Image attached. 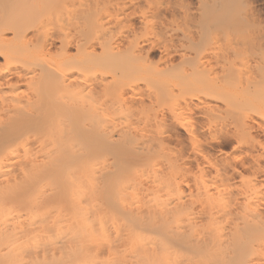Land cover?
Instances as JSON below:
<instances>
[{"label":"bare ground","instance_id":"6f19581e","mask_svg":"<svg viewBox=\"0 0 264 264\" xmlns=\"http://www.w3.org/2000/svg\"><path fill=\"white\" fill-rule=\"evenodd\" d=\"M196 1L0 0V264L194 263L196 200L245 247L226 263L264 259L240 170L262 165L211 153L262 145L264 26L243 0Z\"/></svg>","mask_w":264,"mask_h":264},{"label":"rangeland","instance_id":"374dc122","mask_svg":"<svg viewBox=\"0 0 264 264\" xmlns=\"http://www.w3.org/2000/svg\"><path fill=\"white\" fill-rule=\"evenodd\" d=\"M192 1H193V3H196V2H197L196 0H192ZM247 2H248V3H247ZM243 3H244L243 6L245 5L246 8H248V7H250V8L253 7V8H251V10H252V9L255 10V12H256L255 16H257V18L259 17L258 19H260L261 24H263V26H264V0H246V2L243 0ZM240 6L243 7L242 4H241ZM258 14H259V15H258ZM151 56H152L155 60H157V59L159 58V53H158V52H155V53L152 54ZM2 60H3V59H2V57H1V55H0V62H3ZM145 75L147 76L148 73H146ZM148 76H151V74L149 73ZM236 93H237V92H236ZM123 122H124V121H123ZM125 122H126V120H125ZM125 122H124V123H125ZM254 133H255V134H258L259 132H255V131H254ZM260 135H261V134H260ZM261 137H262V145L259 146V147H256V148H255L256 150H255V149H250V148H249L250 145H249L248 147H247V145H246V146H240V147H241V148H240V147L238 146L239 143H238L237 140H235L234 138H231L230 140H228L225 144H223V145H221V146H220V145H219V146L216 145L215 147H213V148L211 149V153L213 154L212 156H213L216 160H218V163H219L221 166H222V164L224 165V164L226 163L225 161L230 160V159L234 158V157L237 156V155H240V156H241L242 154H243L242 156L245 155L244 157H246L247 155H249V156L246 157V158L249 159V160H252V159H258V161H259V162L261 163V165H262V172L259 173V174H257V176H251V174L248 172L249 170L246 171V169H243V170L240 169V170L242 171V174H243L244 176H246L247 181H249V182H246V181H245V182L247 183L245 186L247 187L248 190H247L246 188H245V189H246L249 193L252 192V194H255V195H256V194H258V195L260 194V195H261L262 193L264 194V168H263V167H264V145H263V144H264V136L261 135ZM237 143H238V144H237ZM242 147H243V148H242ZM262 147H263V148H262ZM237 148H239V150H238ZM236 149H237V150H236ZM240 149H241V151H240ZM244 152H245V153L247 152V153L245 154ZM248 153H249V154H248ZM234 155H235V156H234ZM251 155H252V157H251ZM233 156H234V157H233ZM242 156H241V157H242ZM224 157H225L226 159H227V158H229V159L225 160ZM231 157H232V158H231ZM257 157H258V158H257ZM259 158H260V159H259ZM261 158H262V159H261ZM222 159H224V161H221ZM219 161H220V162H219ZM223 162H225V163H223ZM227 162H228V161H227ZM226 164H227V163H226ZM218 166H219V165H218ZM144 172H145V171H143L142 173L144 174ZM149 172L151 173V171H149ZM149 172H148V173H149ZM244 172H245V173H244ZM139 173H140V172H139ZM143 174L140 173V175H143ZM145 175H146V174H145ZM182 175H183V174H182ZM184 175H185V177L187 176L186 178H189L188 173H187V174L185 173ZM239 175H241V174H238L237 177H236V178H237L236 181H237L238 183L240 182V178H241ZM247 175H248V176H247ZM258 175H259V176H258ZM238 176H239V177H238ZM241 176H242V175H241ZM182 177H184V176H182ZM249 177H250V179H249ZM186 178H185V180H186ZM238 179H239V181H238ZM153 188H154V189H153ZM153 188H152V189H153L154 191L156 190L155 192H160V193H157V194H158V198H160V197H159V194H161L160 189H162V188L159 187V188H160V189H159L158 186L153 187ZM152 189H151V187H149L148 189L145 188V189L142 190V193H141V194L144 196V197L142 196V199L144 198V200H143V202H142V206H143V207H144L143 203H145V205H147V206H150V205L152 204V203H151L150 205L148 204V201H149V199L151 198V197H150V198L148 197V194H149V196L154 195V194H150V193H149V190L152 191L151 193H154ZM167 189H168V188H166L165 191H166ZM147 190H148V192H147ZM168 190H169V189H168ZM168 190H167V191H168ZM165 191H164V192L162 191V194H163V193H166V194L169 193V191H168V192H167V191L165 192ZM140 192H141V191H140ZM140 192H139L138 194H140ZM143 192H144V193H143ZM146 194H147V195H146ZM162 194H161L162 197H161L160 199L157 198L158 200H162L163 196H164L163 200L166 199L167 196H169L168 198H170V195H169V194H168V195L165 194L166 196H165V195H162ZM155 195H156V194H155ZM155 195H154V196H155ZM137 196L139 197L140 195H137ZM146 196L148 197V199H147L148 201H145ZM138 197H137V199L141 198V197H139V198H138ZM152 198H154V197H152ZM155 198H156V197H155ZM168 198H167V199H168ZM137 199H136V200H137ZM167 199H166L164 202H166V201L169 202V200H167ZM140 200H141V199H140ZM140 200H138V201H140ZM153 200H154V199H153ZM153 200H152V201H153ZM141 201H142V200H141ZM150 201H151V200H150ZM198 201H200V200H198ZM198 201L196 200L197 203H198ZM153 202H154V201H153ZM167 202H166V203H167ZM196 202H195V203H196ZM201 202H202V203L199 202L200 205H198L199 203H198V204H197V203L195 204V203L192 202V203L195 204L196 206H195V205H191L190 208H194V210L189 208L188 211H191V210H193V211H199L200 209H203L204 212H205V211L207 212V211H208L207 209L209 208V204H208V202H206V204L208 205V207H207L206 209H204V208L206 207V206H205L206 204H205V205L203 204V203H205V201H201ZM137 203L140 204V202H137ZM149 203H150V202H149ZM155 203H156V202H155ZM155 203H153V204H155ZM192 203H191V204H192ZM263 203H264V202H263ZM263 203H262V206H261V207H263V208H260V207H259V209H264V204H263ZM201 204H203L202 207H204V208L201 207ZM157 205H158V204H157ZM160 205H162V202H161ZM152 206H153V205H152ZM152 206H151V207H152ZM154 206L157 207L156 204H155ZM193 206H194V207H193ZM197 206H200V207H197ZM155 207H154V208H155ZM160 207H161V206H160ZM196 207L198 208V210L195 209ZM253 207H254V206H253ZM253 207H252V211H253L254 213L256 212V214H255V216H256L257 213H259L260 210H257V208H255V207H254L255 209H253ZM158 208H159V207H158ZM250 208H251V206L249 207V209H250ZM249 209H248L247 211H249ZM256 210H257V211H256ZM188 211H186V212H188ZM193 211H192V214L195 213L196 215H193L194 217L192 216V218H194V219H196V220L199 219L200 221H199V220H198V221L195 220V221H196V222H195L192 218L189 217V219H190V221H191V222H190V225L192 226L194 223H196L197 225H199L198 227H199L200 229H199L198 227H196V226H195V227L193 226V228H194V229H197V228H198L200 231L202 230L204 233H203L202 231H201V232H202L205 236H204L202 233H199L200 231H199L198 229H197V230H198L199 232H196V233H198V235H200V236H201V234H202V236H201L202 239H201V240H205V239H206L205 241H209V240H211L209 243L212 244V245H210L208 242H206L205 244L207 245V247H208V245H209V247H208L209 249H208V248H205V244H203L205 241H204V242L201 241V242H202V245H204V247H203L204 249H201L202 247H199L200 249L198 248L199 250L197 249V251H198V254H199V251L201 250L203 253L200 251L201 254H199V255H202V256H204V257H202V256H197V255H198L197 252L192 253V252H193L192 250H188L189 252L191 251L190 253H192V258H189L190 255L188 254V255H189V256H188L189 259H191V260L194 259V258H193V254L196 255V256L194 255L195 258H196V257H197V258H198V257H199V258H202V259H200L199 261H198L197 258H196V259L194 260V261H195L194 263H192L191 261H190V263H189V262H185L188 258H184V257H185V256H184V253H185V252L188 253V251H187V249L185 248V249H184L185 252H184V250L182 251V249H183L184 247H183V246H182L183 248L180 247L181 250H180V249H179V250L182 251V255H183V256H181V257L184 258V259H186V260L184 261L185 264H188V263H189V264H196V262H200L201 264H208V263H209V264H220V263L222 262L221 264H225V263H226L225 260L227 261L230 257H233L235 253H236V254H235L236 256H238V254L241 255V253H243L242 251H244L245 247H244V245L242 246L241 243H237V242L235 243V241H236V239L234 238L235 236H234V237H233V236H230V235H231V232L233 233L234 231H232L231 225L229 224L230 222H227L228 220L226 221V218H225V217H224V218H222V217H221V218H220V217H218V218H217V217H216V218L213 217V219H212V217H211L212 215H210L209 213H208V214H209L210 216H206V214H205L203 211H202V212H201V211H199V212H194V213H193ZM250 211H251V210H250ZM252 211H251V213H253ZM208 212H209V211H208ZM261 212H263V210H262ZM198 213H199V215H197ZM200 213H201L202 215H201ZM247 213H248V212H247ZM249 213H250V212H249ZM251 213L248 215L249 218L251 217L250 215H253V214H251ZM110 214H111V213H109V215H110ZM182 214L185 215V211H184V213L179 214L180 216L184 217ZM188 214L191 215V212H188ZM188 214H187V216H188ZM204 214H205V215H204ZM208 214H207V215H208ZM105 215H107V214H105ZM109 215H107V216H109ZM112 215H113V214H112ZM112 215H110V216H112ZM107 216H106V217H107ZM110 216H109V217H110ZM114 216H116V214H115ZM196 216H198L199 218H197ZM200 216H201V217H200ZM253 216H254V215H253ZM182 217H181V218H182ZM185 217H186V215H185ZM185 217H184V218H185ZM184 218H183V219H184ZM201 218H202V219H201ZM185 219H187V218H185ZM209 219H210L211 221H210ZM215 219H218V220H215ZM214 220H215V223H217L216 226H215ZM223 220H224V222H223ZM183 221H184V220H183ZM192 221L194 222L193 224H191ZM187 222H189V220L186 221V223H187ZM197 222H198L199 224H198ZM200 222H201V223H200ZM226 223H227V225L223 226V225L226 224ZM182 224H183V223H182ZM196 224H195V225H196ZM200 224H201V225H200ZM211 224H214V225H211ZM228 224H229V225H228ZM217 225H218V226H217ZM220 225H221V226H220ZM184 226H185V223H184ZM187 226H189V225L186 224V227H187ZM209 226H210V227L213 226V228H214V226H215L214 230L216 229V231H214V232H215V233L217 232L216 235L214 234V232H211L213 229L210 231ZM222 226H223V228L227 227V228H226V232L223 231V230H225V229H223ZM189 227H190V226H189ZM228 227H230L231 232H230V229H229ZM190 228H192V227H190ZM211 228H212V227H211ZM218 228H219V229H218ZM185 229H186V228H185ZM194 229H192V231H193ZM205 229H206V230L209 229V231H206ZM221 229H223V230H221ZM188 230H189V229H188ZM188 230H187V231H188ZM197 230H195V231H197ZM204 230H205V231H204ZM218 230H219V231H218ZM189 231H190V230H189ZM262 231H264V230H262ZM193 232H194V231H193ZM205 232H206V233H205ZM208 232H209V233H210V232L213 233V235H212L213 238H212L211 236H209V235H211V233L208 235ZM191 233H192V232H191ZM219 233L221 234V236L218 235V236H219V237H218L217 234H219ZM259 233H260L261 235L259 234L258 236H259L261 239H260V238L258 239V237H255V236H254L255 239L257 238V242H258V243H255L254 246L257 248V247H258L257 245H259L260 242H261V244L259 245V247L262 245V247L264 248V234H263L264 232H263V233H262V232H259ZM206 234H207L208 236H207ZM234 234H235V233H234ZM234 234H233V235H234ZM194 235H196V234H194ZM214 235L216 236V240H215V236H214ZM255 235H256V234H255ZM196 236H197V235H196ZM261 236H262V237H261ZM197 237H199V236H197ZM203 237H205V238L203 239ZM206 237H208V238H206ZM199 238H200V237H199ZM211 238H212V239H211ZM220 238L223 239V240H222L223 242L221 241ZM232 238H233V239H232ZM236 238H237V237H236ZM213 239H214V240H213ZM217 239H220V240H217ZM237 239H238V238H237ZM231 240L234 241L233 243H235V244H233ZM216 241H218V242H216ZM225 241H226V242H225ZM237 241H238V240H237ZM212 242H213L214 244H213ZM221 242L223 243L224 246H225V245H226V246L224 247V246L222 245V246L219 247V245H220ZM227 242H228V245H227ZM255 242H256V241H255ZM207 243H208V244H207ZM216 243H217V244H216ZM222 243H221V244H222ZM225 243H226V244H225ZM215 244H216V247H214ZM236 244H238V245H236ZM240 244H241V246H240ZM230 245H231V247H230ZM234 245H235L236 247H235ZM211 246H213V247L211 248L212 251L210 250V247H211ZM217 246H218V247H217ZM237 246H238V248H237ZM223 247H224L225 249H224ZM229 247L231 248L232 251L235 249V250H234L235 252H234V251L232 252L231 250H226V249H230ZM242 247H243V249H242ZM262 247H260V248H261V250L264 251V249H263ZM177 248H178V247H177ZM213 248H215L214 251H213ZM221 248H222V250H220ZM206 249H207L208 251H206ZM218 249H219V251H218ZM237 249H238V250H237ZM246 249H248V248H246ZM258 249H259V248H258ZM209 250H210V251H209ZM215 250H216V251H215ZM194 251H195V250H194ZM220 251H222V252H220ZM225 251H226L227 253H226ZM236 251H237V252H236ZM238 251H239V252H238ZM205 252H206V254H205ZM219 252H220V254H219ZM136 253H139V252L136 251ZM136 253H135V254H136ZM178 253H179V251L177 250V254H178ZM180 253H181V252H180ZM180 253H179V254H180ZM210 253H211V254H210ZM213 253L215 254V256L212 255ZM179 254H178V255H179ZM203 254H205V255H203ZM224 254H228V255L225 256ZM231 254H232V255H231ZM133 255H134V254H133ZM137 255H138V254H137ZM185 255H186V254H185ZM217 255H218V256H217ZM230 255H231V256H230ZM248 255L251 256L252 253L250 252ZM212 256H213V257H212ZM186 257H187V255H186ZM190 257H191V256H190ZM226 257H229V258H226ZM251 257H252V258H251ZM251 257H248V258H247V257H244V258L240 259L241 262L238 260V263H239V264H253V262L258 261V263H259V262L261 261L260 264H264V259H263V258H261V259L258 258L260 261H259L258 259L255 260V261H252L253 259H256L255 254H254V257H255V258H253V256H251ZM117 258H118V257H117ZM203 258H204V260H203ZM205 258H206L207 260H206ZM213 258H214V259H213ZM223 258H224L225 260H223ZM119 259H120V257H119ZM208 259H210V260H208ZM211 259H212V260H211ZM250 259H251V261H250ZM120 260H121V259H120ZM122 260H124V259H122ZM125 260H126V259H125ZM127 260H128V259H127ZM129 260H130V259H129ZM201 260L204 261V263L201 262ZM222 260H223L224 262H223ZM115 261H116V262H115ZM115 261H114V262L117 263V264L120 262L119 260H118V261L115 260ZM182 261H183V260H182ZM187 261H189V260H187ZM207 261H209V262H207ZM213 261H214V262H213ZM127 262H128V261H127ZM127 262L125 261V263H124V262L121 261L120 263H124V264H126ZM184 262H183V263H184ZM205 262H206V263H205ZM217 262H218V263H217ZM120 263H119V264H120ZM154 263H155V262H154ZM173 263H174V262H173ZM200 263H199V264H200ZM238 263L235 262V264H238ZM256 263H257V262H256ZM256 263H255V264H256ZM258 263H257V264H258ZM104 264H105V263H104ZM106 264H109V263H106ZM111 264H112V263H111ZM127 264H130V263H127ZM134 264H136V263H134ZM142 264H145V263H142ZM146 264H147V263H146ZM149 264H150V263H149ZM152 264H153V263H152ZM155 264H158V261H157ZM160 264H166V263H160ZM170 264H172V263H170ZM178 264H180V262H179ZM197 264H198V263H197ZM226 264H228V262H227ZM231 264H234V263H231Z\"/></svg>","mask_w":264,"mask_h":264}]
</instances>
